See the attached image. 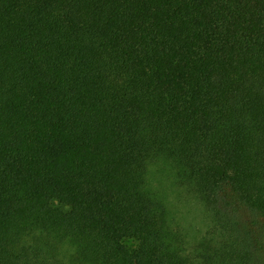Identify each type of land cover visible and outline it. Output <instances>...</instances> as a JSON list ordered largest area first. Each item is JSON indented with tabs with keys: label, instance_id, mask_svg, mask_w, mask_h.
I'll return each mask as SVG.
<instances>
[{
	"label": "trees",
	"instance_id": "1",
	"mask_svg": "<svg viewBox=\"0 0 264 264\" xmlns=\"http://www.w3.org/2000/svg\"><path fill=\"white\" fill-rule=\"evenodd\" d=\"M0 264H264V0H0Z\"/></svg>",
	"mask_w": 264,
	"mask_h": 264
},
{
	"label": "rangeland",
	"instance_id": "2",
	"mask_svg": "<svg viewBox=\"0 0 264 264\" xmlns=\"http://www.w3.org/2000/svg\"><path fill=\"white\" fill-rule=\"evenodd\" d=\"M110 188L112 192H116L119 189V185L117 183H114L111 184ZM184 196V198H186V195ZM170 202L175 213L177 214V218H179L180 221L182 220V223H184V225L190 228H193V226L201 227L204 229L206 228L207 224L205 222L201 207L193 200L187 206L184 204V202H179L177 198H175V194L171 193ZM54 204L58 207L63 208L64 210L68 209V207L61 205L58 202H55Z\"/></svg>",
	"mask_w": 264,
	"mask_h": 264
}]
</instances>
